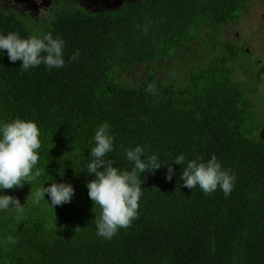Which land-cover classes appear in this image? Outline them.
<instances>
[{
	"label": "trees",
	"instance_id": "obj_1",
	"mask_svg": "<svg viewBox=\"0 0 264 264\" xmlns=\"http://www.w3.org/2000/svg\"><path fill=\"white\" fill-rule=\"evenodd\" d=\"M246 1L125 0L88 11L89 0H49L48 15L34 22L31 11L0 5V34L51 33L65 42V65L51 70L25 71L0 50V125L35 122L41 142L33 169L41 175L0 189L24 207L22 214L0 210V264H264V114L249 97L254 86L244 91L233 79L228 62L237 47L219 41ZM160 61L181 71L166 81L148 66ZM134 67L145 68L144 78L126 85ZM105 122L114 137L106 158L115 167L130 171L125 153L137 145L163 163L180 154L207 162L214 154L236 177L231 194L186 188L182 165L173 163L171 180L162 165L141 174L138 219L110 240L98 236L101 209L88 195L95 174L87 164ZM53 182L73 186L71 202L54 210L47 193L38 204L27 199Z\"/></svg>",
	"mask_w": 264,
	"mask_h": 264
},
{
	"label": "clouds",
	"instance_id": "obj_2",
	"mask_svg": "<svg viewBox=\"0 0 264 264\" xmlns=\"http://www.w3.org/2000/svg\"><path fill=\"white\" fill-rule=\"evenodd\" d=\"M65 42L51 33L42 38L30 36L21 38L16 32L7 35L0 34V50H6L10 61H21V68H29L44 64L49 70L61 68L65 65L63 49ZM79 50L70 58L77 61ZM149 92H154V85H149ZM110 126L102 123L95 132V146L90 150V159L87 171L95 174V179L87 183L89 198L94 206L98 205L101 212L95 216L97 235L111 239L118 229L128 228L135 219H138L139 200L142 196L141 174L145 171L154 173L162 165H167L168 180L174 173L173 163L182 165L180 179L183 186L194 189L197 186L205 193L211 194L219 187L225 197L233 190L236 177L230 170L222 168L217 157L213 154L207 162L202 158L188 160L180 154L174 159L163 163L153 154L144 156L145 148L137 145L134 149L126 150V159L131 163V170H121L114 166V160L106 158L113 151L114 137L110 135ZM41 147L39 129L35 122L15 119L0 125V189L23 187L24 183L32 182L41 175V171L34 167L39 161L38 150ZM143 156V158H141ZM186 163V166H185ZM45 193L50 196L51 205H63L71 202L74 188L68 183L53 182L48 187H42L30 192L27 199L38 204ZM26 199V200H27ZM12 208L16 213L24 212L23 204L17 197L0 195V210ZM80 228L76 226L77 230ZM8 242L16 243L14 237L9 236Z\"/></svg>",
	"mask_w": 264,
	"mask_h": 264
},
{
	"label": "rangeland",
	"instance_id": "obj_3",
	"mask_svg": "<svg viewBox=\"0 0 264 264\" xmlns=\"http://www.w3.org/2000/svg\"><path fill=\"white\" fill-rule=\"evenodd\" d=\"M46 0L44 3H47ZM67 1V0H64ZM257 1V2H256ZM41 3V0H0V5L11 9H16L20 14L24 11H31L32 22L35 20H43L47 16V10L45 6H40L39 9H35L34 4ZM255 8L257 10L255 11ZM248 14L242 15L238 22L231 23L222 29L221 39L219 41L229 42L235 38H239L243 45V49L249 48V55L244 51H239L235 61L228 62V65L233 69V79L238 82L244 91H250V88H254V92L249 93V97L254 99V109L257 113L264 114V18L261 13L264 12V0H254L249 3L247 7ZM40 25V23H38ZM205 31H199L198 37L205 36ZM207 41L202 42L201 49H204L207 45ZM193 50L198 48L200 44L198 42L193 43ZM256 59H262L259 64L255 62ZM167 61H160L156 64H148V66L154 68V72L157 76L171 80L174 76L178 75L181 71L174 70L173 67L167 66ZM144 67H134L130 69L129 74L125 75L126 85H136L137 81L144 78ZM252 88V89H253ZM263 108V109H262ZM261 135V131L259 132Z\"/></svg>",
	"mask_w": 264,
	"mask_h": 264
},
{
	"label": "flooded vegetation",
	"instance_id": "obj_4",
	"mask_svg": "<svg viewBox=\"0 0 264 264\" xmlns=\"http://www.w3.org/2000/svg\"><path fill=\"white\" fill-rule=\"evenodd\" d=\"M41 1H43V4H41V3H36V4H34V6H35V9H39L40 8V6H45V9H46V6H47V3H44L46 0H41ZM49 1V0H48ZM47 1V2H48ZM90 1V3L88 4V5H85V8H86V10H88V11H95V10H98V9H101V8H103L104 7V5L105 6H110V8L112 9H114V8H116L117 6H119V5H121V3L123 2V1H125V0H89ZM252 1H254V0H247L246 1V7L244 8V9H242L241 11H239L238 13H239V17H238V19L237 20H233L232 22H230V23H227V24H225V25H223L222 27H221V30H220V39H221V36H222V29H223V27H226V26H228L229 24H231V23H235V22H238V20L241 18V16L242 15H245V14H248V12H247V7H248V5H249V3L250 2H252ZM257 2V1H256ZM257 10V8H255V11ZM261 16L264 18V12H262L261 13ZM222 42H225V41H222ZM229 42H231L234 46H236L237 47V49H238V52L239 51H244L246 54H248L250 51H249V48H245V49H243V45H242V43H241V40L239 39V38H235V39H233V40H230L229 39ZM249 55V54H248ZM250 57H253L254 56V54H252V55H249ZM264 59V58H263ZM255 62L257 63V64H259V62H261L262 61V59H260V58H258V59H256V56H255Z\"/></svg>",
	"mask_w": 264,
	"mask_h": 264
}]
</instances>
